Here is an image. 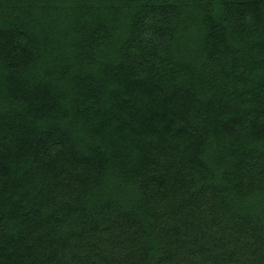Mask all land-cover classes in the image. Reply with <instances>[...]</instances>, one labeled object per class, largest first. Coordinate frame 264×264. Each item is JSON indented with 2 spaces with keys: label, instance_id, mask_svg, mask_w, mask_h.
Masks as SVG:
<instances>
[{
  "label": "trees",
  "instance_id": "16d2710c",
  "mask_svg": "<svg viewBox=\"0 0 264 264\" xmlns=\"http://www.w3.org/2000/svg\"><path fill=\"white\" fill-rule=\"evenodd\" d=\"M0 264H264V0H0Z\"/></svg>",
  "mask_w": 264,
  "mask_h": 264
}]
</instances>
